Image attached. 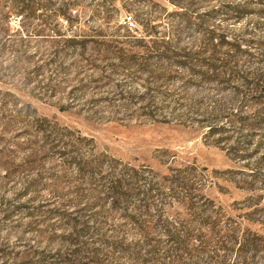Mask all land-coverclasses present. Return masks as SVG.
<instances>
[{
	"label": "rangeland",
	"instance_id": "obj_1",
	"mask_svg": "<svg viewBox=\"0 0 264 264\" xmlns=\"http://www.w3.org/2000/svg\"><path fill=\"white\" fill-rule=\"evenodd\" d=\"M42 1L0 0V264H171L161 215L264 234V0Z\"/></svg>",
	"mask_w": 264,
	"mask_h": 264
},
{
	"label": "trees",
	"instance_id": "obj_2",
	"mask_svg": "<svg viewBox=\"0 0 264 264\" xmlns=\"http://www.w3.org/2000/svg\"><path fill=\"white\" fill-rule=\"evenodd\" d=\"M11 4L10 12H15L16 14L27 17L35 18L38 15V10L47 9V4L43 3L42 0H9ZM112 4H115V0H111ZM189 0H171V3L176 8H181L186 11L177 12L176 15L184 19L188 14H191L188 10V5L194 7L193 2H187ZM185 2H187L185 4ZM71 5V4H69ZM125 11H134L135 14L129 15L132 19L140 16L139 5L135 2L129 4V6L124 5ZM104 17H107L106 12H103ZM52 16H62L68 19L69 16L64 12L62 8H59L54 13L50 14ZM47 17V16H46ZM154 16H147L148 22H151ZM215 36H211L210 40L214 41ZM230 46L232 52L229 51L228 56L231 58L235 57L236 47H240L242 44L238 43L232 44L229 41L220 42ZM219 54L218 52L213 53L212 59L216 61H221V58H215ZM226 67V65L222 66ZM217 68H212L211 71H216ZM245 86L250 88V92L253 96L247 97V93L243 94V97L248 100L254 101V103L264 104V75L260 76L259 79H245L243 80ZM234 119H230L229 122H240L246 118L239 115H234ZM124 179L112 178L109 180V185L107 186V191L110 193H117L118 189L122 187ZM193 216V214L191 215ZM225 216L216 213L211 216H206L203 221L198 220L200 224L199 228H192L188 225L190 222L195 221L192 217L186 222L179 218L173 217L172 220L168 216L161 215L159 217L158 223L161 225L163 232L167 236V243L170 245V249L167 252L168 257H170V263L175 264L181 260L184 253L190 254V256L206 255L210 262L219 261L220 264H226L229 257L234 256V261L232 264H250L247 261L248 256L252 254L256 256L261 252H264V234L251 231L249 229H243L238 224L229 222V220L224 218ZM148 245L149 244L148 242ZM152 253V250H149ZM264 264V262H262Z\"/></svg>",
	"mask_w": 264,
	"mask_h": 264
},
{
	"label": "built area",
	"instance_id": "obj_3",
	"mask_svg": "<svg viewBox=\"0 0 264 264\" xmlns=\"http://www.w3.org/2000/svg\"><path fill=\"white\" fill-rule=\"evenodd\" d=\"M128 22L133 24L134 20L129 16Z\"/></svg>",
	"mask_w": 264,
	"mask_h": 264
}]
</instances>
